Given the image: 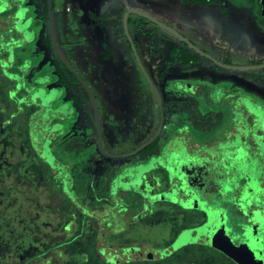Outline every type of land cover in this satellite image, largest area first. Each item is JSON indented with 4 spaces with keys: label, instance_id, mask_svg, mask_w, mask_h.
<instances>
[{
    "label": "rangeland",
    "instance_id": "obj_1",
    "mask_svg": "<svg viewBox=\"0 0 264 264\" xmlns=\"http://www.w3.org/2000/svg\"><path fill=\"white\" fill-rule=\"evenodd\" d=\"M4 1L2 4L5 5L9 3L10 6L12 3L9 0ZM25 1V7L21 9V14L19 13L22 15L21 20H26L25 25L22 26L20 22H14L16 30L21 35L10 30L9 26L0 21V43L4 45L9 43L7 46H0V174H4L0 179V194L4 195L0 202V209L3 208L0 218H4L8 222H15L19 219L26 222L29 219L51 222L53 227H50L51 230L48 229V231H53V238L59 239L64 235L63 226L59 229L62 221L65 224L67 219L73 215L74 221L78 217V213L69 215L68 211L62 208L64 201L60 187H58L62 184L61 178L65 182L64 192L68 194L69 174H74L76 181H78L77 185H81L77 174L80 165L86 163L87 166L90 165L87 168L91 170V174L86 169L84 172L87 175H92L90 176L91 181L98 183V188L93 186L95 191L91 192L90 196L103 198L107 196V192L109 194L108 188L110 186V193L115 199L117 198V205L124 203L130 207L129 211L132 212L138 207L133 205L142 201L136 193L139 192L138 188L143 184L140 181L142 175L148 172L149 167L146 169L142 167L138 174L139 178L136 180H132L135 171L131 168L119 175L114 174L117 168L133 166L144 161L146 159L144 157L145 152L122 160H113L102 155L98 147L96 121L91 101L85 98V110L82 111L78 104L73 102L71 93L68 90L65 92L60 87L58 70L59 66H63L60 64L51 43L46 0L43 2L42 0H37V2L36 0ZM183 2L182 0H53L58 44L64 55L77 67L78 72L93 90L100 108L103 142L109 154L123 155L136 150L149 141L151 132L155 131L159 125V120L155 119L158 106L154 93L140 70L125 35L123 18L130 9H136L166 21L178 33L185 30L187 23L183 21V16L188 14L187 10H191L193 11L192 16L196 19L194 25H191L193 28L202 32H209L215 26L233 38L236 46L246 49L248 52L257 53L252 60L264 63V34L246 13L248 6L244 0H221L220 6L207 9L185 5ZM192 7L195 9H191ZM3 12L0 14V20L2 17L6 18L12 14L14 9ZM129 19L130 35L150 72H152V62H149L147 54L158 51L162 58L169 55L174 45L182 43L178 37L171 36L162 29L159 30L166 40L158 38L149 41L147 35L139 34V26L145 24L153 33H156L155 28L157 26L136 14H131ZM26 30L27 32L22 36ZM13 40H18L20 44L15 45V49L11 53L7 48L12 46L11 41ZM234 73L240 76H243V73L264 76V68L247 72L234 71ZM21 79L25 85H19L17 89L20 93L25 90L29 96L20 100L21 103L18 101L16 103V96H14L16 90L13 88V81L20 82ZM155 80L162 90V85L158 79ZM27 83L36 86L30 91ZM255 83L253 87L264 92V79ZM37 85L42 88L40 91L36 88ZM75 90L77 89L75 88ZM48 91L52 92L43 104V107L48 108L46 113L43 112V114L45 113L43 117L49 115L53 120L61 121L62 119L56 110H53L61 103L67 104L65 105L67 108L76 110L78 113L77 123L75 122L76 129L80 131L78 137L83 139L85 143L83 148L75 149L69 143L62 149L56 145L55 150L51 151L52 153L50 150L47 152L46 149L43 154L37 153V150L39 151V147H37L39 136L37 134L42 130L41 124L44 125L43 123L46 121H40L42 113L38 99L41 98L44 101L43 94ZM20 93L19 95H21ZM31 96L32 99H29ZM220 110L223 112L221 118H224V121L217 126L221 128L220 130L230 131L232 125L229 119L227 120L228 117L225 118L228 111L219 108L218 112ZM257 110L256 108L253 110L254 115H257ZM69 122L67 116L65 120L61 121L67 128L70 126ZM58 124L54 122L53 132H57ZM191 124L192 121L189 125ZM208 126L211 127L212 125L208 124ZM42 132L47 133V130H42ZM63 150L68 155L63 153ZM91 152L94 153L93 157L88 158V160L86 158L79 160L78 155L81 156L82 153L86 155ZM34 157L40 163L35 166L36 171L35 168L32 169L36 174L30 177L24 176L29 175L28 170L32 168L29 166L35 162ZM72 161L76 163L73 164ZM40 169H44V171L42 172ZM101 179L103 182H99ZM4 188H8L9 193H4ZM141 195L144 198L149 197V195ZM90 196L83 197L84 206L88 207L91 203H97V200L93 199L92 201ZM165 207L167 206L165 205ZM160 210L163 214L165 213L164 209ZM145 211H148V208ZM128 214L127 212L119 213L116 214L115 218L108 217L107 223L104 225L106 227L105 235L108 237L107 242L109 239L111 240V234H121L125 229L126 223L123 221L120 223V221L127 222L131 213ZM171 214L174 215L175 213L172 212ZM149 217L147 215L143 220ZM151 220L153 221V217H150L147 223H150ZM71 224L76 229L75 231L80 230V222ZM167 232L160 231V237L168 236ZM88 233L86 249L91 261L95 257L94 246L96 247L97 240L92 229ZM116 239H112L110 242L114 247L118 246V241L122 245L125 243V246H129L126 243L127 238L116 235ZM185 243L190 244L191 239ZM132 245L144 248L152 247L151 243L143 242L139 238ZM182 245L179 244L178 247L180 248ZM192 250L197 249L180 248L176 252L170 253L166 258H158L153 262L155 264H186L192 255L195 258L194 253L196 251L192 254L190 252ZM203 250L212 253L207 249ZM111 254H114L113 251ZM146 256H149V252L144 255V257Z\"/></svg>",
    "mask_w": 264,
    "mask_h": 264
},
{
    "label": "flooded vegetation",
    "instance_id": "obj_2",
    "mask_svg": "<svg viewBox=\"0 0 264 264\" xmlns=\"http://www.w3.org/2000/svg\"><path fill=\"white\" fill-rule=\"evenodd\" d=\"M9 1L12 2L10 6L9 3L2 4L4 0L0 1V14L3 10L6 12L14 9V12L6 18L2 17L0 21L9 26L10 30L20 34L14 22L25 25L26 20L22 21V15H20L21 9L25 7V0ZM182 1L185 5L206 9L218 7L221 4V0ZM244 1L248 6L246 13L264 34V0ZM195 7L191 9L194 10ZM187 11L188 14L183 16V21L187 23L185 30L179 33L185 40L180 39L182 43L174 45L168 56L161 58L158 51L147 54L149 62H152V72L147 70L165 104L166 118L162 132L152 145L141 152L146 154L144 161L133 166L117 168L114 174L119 175L131 168L135 171L132 180H136L139 178L138 174L142 167L145 169L149 167L148 172L142 175L140 181L143 184L136 193L142 201L133 205L138 206L134 210L137 211L136 215L133 216L134 223L141 222L138 226H142L150 217H153V221L139 228L140 231L151 234L149 243L152 247L148 248L149 257H156V252L167 247L162 244L172 239V242L168 243V248L183 244L180 248L198 250H195L196 253L192 250L195 258L192 255L186 264H264V92L253 87L255 82L263 81L264 76L246 73L240 76L234 73V71L247 72L262 69L250 67L261 66L264 63L252 60L257 53L248 52L236 46L233 38L215 26L209 32L193 28L191 25H194L196 19L192 16L193 11ZM156 19L174 29L166 21ZM139 29V34L147 35L149 41L158 38L166 40L159 29L176 37L159 26L155 28L156 33H153L145 24L140 25ZM26 32L27 30L22 33V36ZM11 42L12 46L7 49L12 53L15 45L20 42L18 40ZM8 44L0 43V46L4 47ZM175 49L176 53L173 52ZM59 62L62 63L60 60ZM62 66H59L58 70V79L62 84L60 87L65 92L68 90L73 102H76L84 111L85 98L91 101L89 94L80 82L73 80L63 63ZM75 68L78 71L77 67ZM156 78L162 85V90ZM13 84L16 90L14 94L16 103L20 99L28 98L29 94L24 89L23 93L17 89L19 85H25L22 79L20 82L13 81ZM35 86V84L27 83L30 90ZM36 88L38 91L42 89L38 85ZM44 95L46 98L49 97L50 91L44 92ZM155 100L158 106L155 119L159 120V125L155 131L151 132L150 139L158 133L161 123V110L156 97ZM38 101L41 106L42 120L43 112L47 107H43V100L38 99ZM65 105L67 104L61 103L53 110H56L61 121L67 116L71 123L69 122L70 126L67 128L60 120H54L55 123L61 124L62 128H58L51 137L54 140V146L49 148L50 152L55 150L56 145L60 148L69 141L71 147L75 149L83 148L85 145L83 139L78 137L80 131L76 129L78 113ZM253 107L258 109L259 116L250 115L249 109ZM219 108L228 111L225 118L228 117L227 120L229 119L232 125L230 131L220 130L221 128L217 126L224 121V118H221L222 110L218 112ZM191 121L192 124L189 125ZM236 123L248 131L253 124H258L254 131V138L252 135L250 137L240 135L237 132ZM204 124H207L205 128L202 126ZM37 136H39L37 153H43L47 143L44 138L46 135L41 130ZM236 144L241 146L238 147ZM91 153L90 157H93L94 153ZM72 163L76 162L72 161ZM89 166L86 163L78 166L79 173L86 169L91 174V170L87 168ZM87 176L89 184L85 197L95 191L93 186L98 188V183L95 182V184L90 179L92 175ZM101 177L103 178L102 172ZM71 178V182L76 181L74 174ZM108 190L109 194L107 192V196L103 198L90 196L92 201L94 199L97 203H103L107 212L112 207L113 213L130 214V207L124 203L118 206L117 198L115 199L110 193V186ZM141 194L149 195V197L144 198ZM147 208L148 211H145ZM160 209H164L165 213L163 214ZM172 212L175 214L172 215ZM147 215L150 217L143 220ZM104 216L108 219L109 214ZM160 231H168V236L160 237ZM190 239V244L185 243ZM200 247L212 253L198 249ZM230 248L232 256H228L223 251ZM138 249V256L141 259H147V256L144 257L147 252L142 247Z\"/></svg>",
    "mask_w": 264,
    "mask_h": 264
},
{
    "label": "trees",
    "instance_id": "obj_3",
    "mask_svg": "<svg viewBox=\"0 0 264 264\" xmlns=\"http://www.w3.org/2000/svg\"><path fill=\"white\" fill-rule=\"evenodd\" d=\"M173 52L176 53L177 50L175 49ZM66 70L71 75L73 80L79 83L76 77L68 69ZM86 96L88 97L87 93ZM29 99H32V96ZM45 116L42 117V120L40 121L44 122V120H46L43 123L44 125L41 124V126L42 130H47V133H45L46 136L44 138H46L45 140L47 141L45 149L48 152L49 148H53L54 146V140L51 137L53 136L52 134H54L52 127L55 125L52 117L49 115ZM61 126L62 125L59 124V128H62ZM66 145H69V142L63 144V146L60 148L62 149L66 147ZM65 152L66 151L63 150V153ZM65 154L68 155V153ZM91 155V153H87L86 155L82 153L81 156L78 155V158L79 160H82L85 158H90ZM39 164L40 163L35 158V162L29 166L30 168L32 167L30 170H28L29 175L24 176L30 177L31 175H35V171L37 170L35 166ZM34 168L35 171L32 170ZM41 171L43 172L44 169ZM3 175L0 174V179H2ZM78 177L80 181L79 183L81 185H77L78 181L71 182L72 178L69 174L68 194L64 192L65 182H63V178H61L62 184L58 185V187H60L62 194L61 196L64 201L62 208L68 211L67 213L69 215H73L74 213L76 215L78 213V217L75 218V221L74 215L73 217L68 218L65 224L62 221L61 227L59 229H61L63 226L62 231L64 232V235H62V237L59 239H55V237L53 238V231H48L50 227H53L51 222L48 223L38 219H29L27 222L23 219H19L15 222H8L6 219L0 218V264H155V262H153L155 259L164 257L166 258L170 253L172 254L180 249L178 245L168 248V245L172 242L171 239L167 243L162 244L163 246L165 245L167 247L162 248L163 250L160 252H156V257L151 258L147 256V259H141L138 256V258H136V255H138L137 253L139 252L138 248L142 246L132 245L133 242H136L139 238L143 242L145 241L149 243V237L151 236V234L147 231L139 230V228L141 229V227L146 225V223H143L142 226H138L141 224V222H139L140 224L133 222V216L136 215L135 213L137 211H132L133 213L131 212L130 218L127 220L125 229H123L121 234L117 233L111 234V236L109 235L111 240H117L116 235L118 237L127 238L128 241H126V243L129 244V246H125V243L122 245V243L120 244L118 241V246L114 247L110 243V239L108 242L106 241L108 237L105 235L104 230H106V227H104V225L107 223V219L104 215L109 214V216L115 218L117 213H113L114 209L112 207L108 209V212L107 210L105 211V205L103 203H93L88 205V207L84 206L82 200L87 194L89 178L84 171L78 173ZM3 191L4 193H9L8 188H4ZM3 196V194L0 196V202L3 200ZM2 209H0V213H2ZM122 221L123 220H121L120 223H122ZM76 222H80L79 226H81L80 230L78 231H75L76 229L71 224ZM67 229L69 231H66ZM91 229L97 241L95 244L96 247L94 246L95 257L90 261V255L86 249V243L87 236L89 235L88 231H91ZM128 235L130 236L128 237ZM142 248L146 252H149L148 248ZM111 251H113L114 254H111ZM190 252L193 254L192 251Z\"/></svg>",
    "mask_w": 264,
    "mask_h": 264
},
{
    "label": "water",
    "instance_id": "obj_4",
    "mask_svg": "<svg viewBox=\"0 0 264 264\" xmlns=\"http://www.w3.org/2000/svg\"><path fill=\"white\" fill-rule=\"evenodd\" d=\"M47 9H48V25H49V31H50V37H51V42H52V46L55 50V53L57 55V57L59 58V60L69 69V71H71V73L78 79V81L85 87L86 91L89 94L91 103H92V107H93V111H94V115H95V121H96V136H97V140H98V145H99V149L102 153V155H104L105 157H108L110 159L113 160H122V159H129L131 157H134L136 155H139L141 152H143L145 149H147L150 145H152L156 139L159 137V135L162 132L163 126H164V122H165V118H166V113H165V104L163 102L162 96L156 86V84L154 83L153 79L151 78L147 68L144 65V62L140 56V53L136 47V44L133 40V38L130 35L129 32V17L131 14H136L139 15L149 21H151L152 23L156 24L157 26L169 31L171 34L175 35L176 37H178L181 40H185V38L183 36H181L177 31H175L174 29L168 27L167 25L161 23L160 21H158L156 18L152 17L151 15H148L142 11L136 10V9H130L129 11L126 12L124 18H123V25H124V31H125V35L128 38V41L130 43L131 49L134 53V56L136 58V61L139 65V68L141 69L142 73L145 75L148 83L150 84V87L152 88L155 97L158 101L160 110H161V123H160V128L158 133L153 136L149 141H147L145 144L141 145L139 148H137L136 150L124 154V155H112L109 154L107 152V150L105 149L104 146V142H103V133H102V120H101V114H100V108L99 105L97 103V100L92 92V89L90 87V85L84 80V78L80 75V73L76 70V68L71 64V62L67 59V57L64 55V53L61 50L60 45L58 44L57 41V37H56V32H55V23H54V11H53V0H47ZM264 65L261 66H254V67H250L251 69H257V68H263ZM55 90V89H54ZM32 91V90H30ZM43 91V90H42ZM52 91H50L51 93ZM44 103L46 100H48V96L46 98V95H44ZM40 100H42L40 98ZM255 109V107L250 108L249 109V113L253 114V110ZM257 109V108H256ZM258 111V110H257ZM241 114V113H240ZM256 116L260 115V112H256ZM255 116V115H254ZM255 123V121H254ZM61 125V124H60ZM257 125L251 126L249 128V131L246 130L243 126L239 125L238 123H236V129L237 132L240 135H244L245 137H250V135H252V137L254 138L255 135V130L257 129ZM237 145V144H236ZM238 147H240L241 145H237ZM231 246V244H230ZM228 256H232V249H226L223 250Z\"/></svg>",
    "mask_w": 264,
    "mask_h": 264
},
{
    "label": "crops",
    "instance_id": "obj_5",
    "mask_svg": "<svg viewBox=\"0 0 264 264\" xmlns=\"http://www.w3.org/2000/svg\"><path fill=\"white\" fill-rule=\"evenodd\" d=\"M42 2H43V0H42Z\"/></svg>",
    "mask_w": 264,
    "mask_h": 264
}]
</instances>
